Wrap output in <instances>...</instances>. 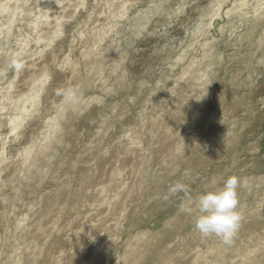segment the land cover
I'll list each match as a JSON object with an SVG mask.
<instances>
[{
    "label": "rangeland",
    "instance_id": "1",
    "mask_svg": "<svg viewBox=\"0 0 264 264\" xmlns=\"http://www.w3.org/2000/svg\"><path fill=\"white\" fill-rule=\"evenodd\" d=\"M0 264H264V0H0Z\"/></svg>",
    "mask_w": 264,
    "mask_h": 264
},
{
    "label": "clouds",
    "instance_id": "2",
    "mask_svg": "<svg viewBox=\"0 0 264 264\" xmlns=\"http://www.w3.org/2000/svg\"><path fill=\"white\" fill-rule=\"evenodd\" d=\"M243 183L240 177L231 175L222 184L188 199L182 210L189 215L194 214V229L202 237H216L225 245L232 242L242 220L238 190ZM188 190L186 184L176 182L169 186L165 199L179 192L188 193Z\"/></svg>",
    "mask_w": 264,
    "mask_h": 264
}]
</instances>
